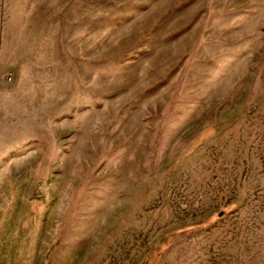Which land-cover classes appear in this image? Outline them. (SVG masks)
Wrapping results in <instances>:
<instances>
[{
  "label": "rangeland",
  "instance_id": "rangeland-1",
  "mask_svg": "<svg viewBox=\"0 0 264 264\" xmlns=\"http://www.w3.org/2000/svg\"><path fill=\"white\" fill-rule=\"evenodd\" d=\"M0 264H264V0H0Z\"/></svg>",
  "mask_w": 264,
  "mask_h": 264
}]
</instances>
